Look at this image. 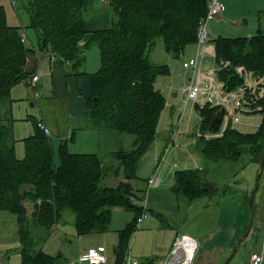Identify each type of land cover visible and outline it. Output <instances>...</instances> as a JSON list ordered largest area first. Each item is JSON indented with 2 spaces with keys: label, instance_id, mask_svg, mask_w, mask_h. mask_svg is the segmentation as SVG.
Returning <instances> with one entry per match:
<instances>
[{
  "label": "trees",
  "instance_id": "1",
  "mask_svg": "<svg viewBox=\"0 0 264 264\" xmlns=\"http://www.w3.org/2000/svg\"><path fill=\"white\" fill-rule=\"evenodd\" d=\"M19 2L26 14L24 29L36 36L37 48L59 58L65 74L74 77L76 93L84 101L82 116L88 124L133 137L131 149H121L111 156L116 165L105 166L99 155L70 151L71 138L61 140L55 149L35 119L33 132L22 139L24 155L18 158L13 143H8L9 129L0 120V209L18 215L21 264H56L60 257L38 247L33 233L38 227L51 229L64 209L73 213L77 234H88L105 232L112 208L123 207L132 210L134 218L119 231L114 247L116 262L121 264L126 239L141 213V207L131 199L136 195L131 180L136 179L140 158L154 142L165 105L156 81L168 75L169 69L155 62L152 53L160 40L165 52L174 58L186 45L195 43L198 21L206 12L208 0H109L110 24L94 31L85 27L83 0ZM26 41L31 48L25 47ZM212 42L215 60L229 62L218 71L224 88L243 85V78L235 70L238 65L253 76L264 75V35L218 37ZM90 47H96L99 53V67L94 72L86 71L84 65L85 50ZM35 53L27 31L22 40L18 27L8 23L0 5V97L8 95L31 72L29 81L35 66L28 70V59ZM252 97V93L247 95L249 101H255L252 106L260 107L262 119L251 133L227 127L222 136L205 138L202 134L212 131L209 124L219 109L207 104L197 108L201 135L195 142L204 159H237L246 153L251 162L259 164L264 147V96ZM109 173L121 179L115 186L100 185ZM218 187L206 180L205 169L188 168L175 171L171 189L191 201L218 194ZM25 200L33 203L30 216Z\"/></svg>",
  "mask_w": 264,
  "mask_h": 264
},
{
  "label": "crops",
  "instance_id": "2",
  "mask_svg": "<svg viewBox=\"0 0 264 264\" xmlns=\"http://www.w3.org/2000/svg\"><path fill=\"white\" fill-rule=\"evenodd\" d=\"M221 1L224 4L222 13L216 18L209 20L207 24L210 38L207 47L210 50L212 49L213 52V54H211L210 51H206V55L203 56V59L208 65H212V62H207L208 58L212 59V57L207 54L214 56V46L212 42L214 39L218 37H251L258 33L264 35V0ZM83 8L85 27L88 31L101 30L108 27L112 13L109 1L83 0ZM82 43L83 41L81 44ZM195 49V43L188 44L184 48L182 54L177 58L166 53L163 44L158 48V53L155 50L156 58L160 57L161 51L164 52L166 56L164 57V64H166L169 69L168 75L159 76L156 81V87L161 91L164 98H167L166 96L171 93L173 96L177 95V92L173 91L176 90L177 87L173 85V83L169 84V81L172 80L177 66L181 65L180 62L195 55ZM43 54L49 58L50 69L48 68L46 71L47 68L43 65L38 67L39 63L36 61L34 54H31L30 59H28L29 63L27 68L30 70L35 66L33 74H40L35 87L38 92L44 86L46 82L45 79H50L52 97L58 99L51 103L50 107H52V110H60V113L64 117L65 124L60 125L54 119L51 120L43 115H40L39 118H35L33 115H27L26 131L24 133H16L17 121H25L26 119L22 118L23 113L20 115H18V113L15 114L12 107V100L17 99L12 98V96H15L12 90L16 86L18 91L23 89V87H27L29 92L33 95L32 89L27 85L29 76L26 77L19 84L13 86L8 95L0 97V120L9 129L8 143L9 145L13 143L16 156L18 158L23 157L24 144L22 139L33 132L31 117L47 126L50 133L54 131L60 141L71 138L68 142V147H70V151L74 153L96 154L102 158L104 155L113 156L114 153L121 149L129 150L126 149V147L132 146L133 142L131 140H126V136L115 130L95 129L82 118L84 101L83 98L76 93L74 77L65 74V65L62 64L59 58L52 56L50 53ZM154 60L158 62L157 59L154 58ZM16 91L17 90H15V92ZM33 99L36 101L35 98ZM168 104H170L168 99H165V106ZM175 110L176 108L171 106V122ZM170 132L169 125L165 122L163 123V121L158 122L154 142L140 158L136 169V179L131 180L136 194L131 199L141 207V213L144 211L146 216L138 223H135L133 231L128 235L126 239L127 246L125 257L129 253V243L132 235L134 231L141 226V223L140 234L151 230L153 227L157 228V224H154L152 219L147 220V213H154L161 218V214L165 212L174 219L175 223L182 228L184 233L195 237L201 246H208L210 251L215 249L214 256L209 258L208 262L203 261L202 264H219L226 256L225 250L232 246L234 241L246 228L249 215L247 216L246 213L244 198L246 200L251 192L258 170V164L251 162L246 153L240 154L237 159L221 158L216 162H208L202 157L200 151L193 149V147L197 145L196 142H169L171 140ZM13 140L15 141L13 142ZM59 143L60 142L57 144ZM52 145L53 147L56 146L53 143ZM188 168L205 169L206 180L212 184L219 185L218 189L220 192L213 196L197 197L191 201H187L182 195L175 193L171 189L175 171ZM118 177V180H120L121 176ZM150 179L152 180L151 184H149ZM221 190H225V192L222 193ZM30 203L32 204V202ZM23 204L26 207L27 213H31L33 204L31 210L26 200L23 201ZM254 204L264 207V168L261 174L260 184L254 194L253 207ZM133 218L134 212L132 211L129 219L116 230L115 243L113 247H110L112 248L111 256L108 255L107 250L110 243L104 236L108 229L104 233L100 232L98 234L100 236L99 239H90V243L88 242L89 245L100 248L103 253L106 254L107 261L105 264H117L114 255V247L119 241V231L123 230ZM162 230L163 229H160V231ZM177 234V232L171 231L169 233L171 241L169 240L168 244L161 247L159 250L151 248L149 251L145 252L140 248L137 252H133L132 255L137 260L138 264H145V262L151 260V258L146 257L147 253L151 252V255L154 254L156 256L153 264H159L167 255L172 241ZM262 234L263 236L260 235L258 241L247 251V257L240 260L237 264H248L249 256L252 251L262 252L264 255V226L262 228ZM19 244L18 215L12 211L0 209V264H13L12 261H14V264H21L20 252L11 255L17 248L19 250ZM86 248L88 247L84 248L81 241V243L77 244L76 251L73 254L65 251V254L70 258L68 260L65 259L64 264H67L71 260L76 261L75 258L77 254L84 251ZM200 250L201 247H198L197 251L199 252ZM138 258H141V261H139ZM202 258L203 255L201 254L199 259L202 260ZM263 263L264 259L262 264ZM76 264H80L78 260ZM81 264L86 263L83 262Z\"/></svg>",
  "mask_w": 264,
  "mask_h": 264
},
{
  "label": "rangeland",
  "instance_id": "3",
  "mask_svg": "<svg viewBox=\"0 0 264 264\" xmlns=\"http://www.w3.org/2000/svg\"><path fill=\"white\" fill-rule=\"evenodd\" d=\"M0 5H2L4 8L5 15L9 24L13 26H17L19 33L21 34L24 33V31H27V34L30 37L31 41L33 42V44H35L36 53L34 56L36 58V61L39 63L38 67H40V65H43L47 68L46 69L47 71L49 68V58L45 54H43L44 53L43 51L37 48L38 47L37 38L33 34V32H31L30 29L29 30L24 29V26L26 25V14L22 11L19 0H0ZM161 42H162L161 40L157 42V45L152 53V58L153 60L154 58L157 59L158 61L157 63L163 64L165 63L164 57H166L163 51H161L159 58L155 57L156 51L158 50V48H160V45L163 44ZM24 45L25 47L31 48V45L29 44L28 41L24 42ZM205 55L206 53H204L203 56ZM207 55L212 57V59L211 58L207 59V62H212L211 63L212 65L206 64V61L203 59L204 65L214 66L216 67L215 70H218L219 64L215 60L214 56L211 54H207ZM85 56H86L84 63L85 70L89 72L96 71L99 67V53L96 47H90L87 50H85ZM30 75L31 72L29 73L28 76ZM190 77H191V71L186 73L181 65L177 66L176 72L172 80L169 81V84L173 83V85L177 87L176 90H173L177 92V95L173 96L171 93L170 95L166 96L167 98L165 99H168L170 104L166 106L164 105L165 107L163 108L159 117L158 122L163 121V123L165 122L167 125H169L171 131L170 137L173 138V142H195L196 140L195 136L197 133L198 125L201 121L200 113L198 112V109L194 106V104L192 102H189L186 105H184L183 103V98H184L183 87L187 82L190 81L189 79ZM47 79L48 80L45 79L46 82L44 83V86L39 90L36 101L33 99L35 97H33L32 93L29 92L27 87H23V89L19 91L17 86L13 88L12 91L14 92L15 96L14 97L12 96V98H15L17 100H12V107L15 111V114L18 113V115H20L23 113L22 118L26 119L25 121H17L18 122L17 130H16L17 134L24 133L26 131V127H27L26 121L28 119L26 117L27 115H33L35 118H39L40 115H43L44 117H47L51 120L54 119L60 125L65 124L64 117L60 113V110H52V107H50V104L58 99L52 97L53 94L50 86V79L49 78ZM243 83H245L246 85L248 83L250 84V86L254 88V92L252 93L253 96L252 98L257 99V98H262L264 96V90H263L264 75L262 76L260 74V76H252L251 72L249 71L245 72L243 75ZM15 90L17 91L15 92ZM30 101H34L35 103L34 106L29 105ZM205 105L206 104L204 101H200L198 106L203 107ZM171 106H174L176 108L174 114L172 115V122L170 117ZM246 110L247 111L245 113L241 114L240 121L238 123L233 124L232 128L242 133H248V132L251 133L256 131L257 128L259 127V124L262 119V115L259 109H257L256 107H254L253 109L247 108ZM82 118L85 119L83 116ZM33 120L35 119L31 117V124L33 123ZM172 133H174L173 137H172ZM123 135L126 136V140H131V141L133 140V137L131 135L129 134H123ZM49 137L51 142L54 145H56L54 146V148L56 149L58 146L57 143L60 142V140L58 139L54 131L50 133ZM131 148L132 146H129L128 148L126 147V149H131ZM193 149H197L198 151H200L198 145L194 146ZM102 161L104 162L105 166H115L117 163L116 159L111 157L110 155H104L102 157ZM206 161L213 162L210 160H206ZM118 179L119 177H116L114 174L109 173L101 180L100 185L115 186L119 181ZM254 183L255 180L253 182L252 189L254 187ZM30 202L31 201L26 200V203L29 204V209L31 210V206L33 203L31 204ZM244 206L246 209L247 216L250 215L248 209V201L247 199L245 200V198H244ZM131 214H132L131 210H127L122 207L112 208V219L109 224L108 230L104 235L105 238L110 243L109 246L107 247L109 256L112 255V248L110 247H113L115 243L116 230L120 228L125 223V221L129 219V216ZM27 215L30 216V213L28 212ZM161 218L154 213L153 214L147 213V220L152 219L153 223L157 224L156 226L157 228L153 227L151 228V230H148L147 232L145 233L143 232L140 234V230L142 226L141 223V226L134 231L132 238L130 240L129 243L130 249L128 253L130 256L134 257L132 253L137 252V250L140 248L145 252L149 251V249L151 248H153L154 250L155 249L159 250L161 249V247L166 246L168 244L169 240L171 239V237H169V233L171 231L177 233L183 232L182 228L177 223H175L174 219L171 216H169L167 213L163 212V214H161ZM248 220H249V216H248ZM263 226H264V207L254 204L253 221L250 231L248 232L247 236L240 244V247L238 248L235 255L227 264H237L240 260L247 257V251L250 248H252V245L256 243V241H258L260 235L263 236L262 234ZM160 229L163 230L160 231ZM98 234L99 233L77 235L74 226L73 213L69 209H64L61 213V216L56 220L55 224H53L51 229L46 230L44 228L38 227L34 230L33 238L37 242L38 247H40L43 251L51 255H58L60 257L57 260L56 264H64L65 259L68 260L70 258L67 254H65V251H68L70 254H73L76 251L77 244L81 243V241H82V246L84 248L89 246L94 247L89 245L88 242L90 241V239L91 240L99 239L100 236ZM38 247H35V249H38ZM200 247L201 250L199 252L197 251L198 252L197 258L195 259L193 264H202L203 261L208 262L209 258L214 256L215 249L210 251L208 246H201V244L199 243V248ZM231 248L232 246L227 250H225L226 251L225 258H227V256L230 254ZM13 252L14 253H12L11 255L16 254V252L18 254L19 252L18 248ZM150 253L151 252H148L146 257L151 258V260L145 262V264H153V262L156 259V256L154 254L151 255ZM201 254L203 255L202 260L199 259ZM76 258H75L76 260L75 262H77ZM140 259L138 258L139 261H141ZM224 259L221 260L219 264L222 263ZM12 262L14 264V261Z\"/></svg>",
  "mask_w": 264,
  "mask_h": 264
},
{
  "label": "built area",
  "instance_id": "4",
  "mask_svg": "<svg viewBox=\"0 0 264 264\" xmlns=\"http://www.w3.org/2000/svg\"><path fill=\"white\" fill-rule=\"evenodd\" d=\"M109 1V0H102ZM224 4L221 0H208L206 12L203 17L198 21L196 31V49L195 55L182 60L181 65L186 73L191 71L190 81L183 87V103L186 105L192 102L196 108L199 107V102L204 101L210 107H217L221 111V120L218 123L216 132L208 131L202 135L205 138H217L223 135L227 127L232 128V125L238 123L241 114L245 113L247 108L253 109L254 100L249 101L247 95L254 92V88L250 84L243 83L232 89L224 88L223 82L218 77V71L223 67L229 65V62L218 63V70L214 66H206L203 63V55L206 51L213 54L212 49H208L207 43L210 41L209 33L207 30L208 21L216 18L222 13ZM25 39V31L22 33V40ZM212 48V47H211ZM236 72L243 78L245 72L244 66L238 65L235 67ZM253 76V75H252ZM40 74L36 73L31 76L28 81L29 86L33 91L35 99L38 97V91L35 89ZM260 109L259 106L256 107ZM39 127L46 135L50 131L43 123H39ZM174 133H172L173 137ZM201 133L197 129L195 137H199ZM173 141V138L170 140ZM152 180H149V184ZM146 213L143 211L137 218L138 223ZM199 243L195 237L187 233H178L172 241V244L167 252V255L159 264H193L196 259ZM264 255L262 252L252 251L249 256L248 264H262ZM78 262L81 264H105L107 256L98 247H88L80 252L77 257ZM67 264H76L75 261H69ZM121 264H138L137 260L127 254Z\"/></svg>",
  "mask_w": 264,
  "mask_h": 264
},
{
  "label": "water",
  "instance_id": "5",
  "mask_svg": "<svg viewBox=\"0 0 264 264\" xmlns=\"http://www.w3.org/2000/svg\"><path fill=\"white\" fill-rule=\"evenodd\" d=\"M29 105L30 106H33L34 105V102L31 101L29 103ZM221 115H222L221 111H218L212 117L211 122L209 124V127H210L211 130H216L217 129L218 123L221 120ZM263 168H264V147H263V150H262V153H261V157H260V161H259V164H258V170H257L256 176H255L254 187L251 190V192H250V194L248 196V200H247L248 201V209H249L250 215H249V220H248L246 229L243 232V234L235 240V242L232 245L230 254L220 264H227V263H229V261L235 255V253L237 251V248H238V245L241 243V241L247 236L248 232L250 231V228H251V225H252V221H253L252 201H253L254 194L256 193V191L258 189V186H259V183H260V177H261Z\"/></svg>",
  "mask_w": 264,
  "mask_h": 264
},
{
  "label": "bare ground",
  "instance_id": "6",
  "mask_svg": "<svg viewBox=\"0 0 264 264\" xmlns=\"http://www.w3.org/2000/svg\"><path fill=\"white\" fill-rule=\"evenodd\" d=\"M218 127V126H217ZM212 131H215V130H212Z\"/></svg>",
  "mask_w": 264,
  "mask_h": 264
}]
</instances>
